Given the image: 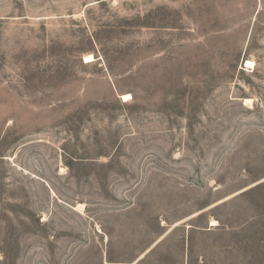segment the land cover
I'll return each instance as SVG.
<instances>
[{"label":"rangeland","instance_id":"obj_1","mask_svg":"<svg viewBox=\"0 0 264 264\" xmlns=\"http://www.w3.org/2000/svg\"><path fill=\"white\" fill-rule=\"evenodd\" d=\"M0 264H264V0H0Z\"/></svg>","mask_w":264,"mask_h":264},{"label":"bare ground","instance_id":"obj_2","mask_svg":"<svg viewBox=\"0 0 264 264\" xmlns=\"http://www.w3.org/2000/svg\"><path fill=\"white\" fill-rule=\"evenodd\" d=\"M86 58V63H91V62H93V61H95V57L93 56V55H88V56H86L85 57ZM254 63L253 62H250V61H248L247 62V68H254ZM124 96V99L125 100H128L129 98H131V96L129 95V94H125V95H123ZM246 104L247 105H250V104H252V100H250V99H246ZM216 226V222L215 221H213V224H212V226Z\"/></svg>","mask_w":264,"mask_h":264}]
</instances>
